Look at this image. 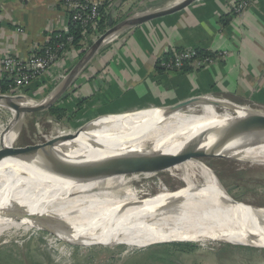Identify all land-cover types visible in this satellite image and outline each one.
I'll return each instance as SVG.
<instances>
[{"label":"bare ground","instance_id":"1","mask_svg":"<svg viewBox=\"0 0 264 264\" xmlns=\"http://www.w3.org/2000/svg\"><path fill=\"white\" fill-rule=\"evenodd\" d=\"M21 100L39 105L24 97L0 98V105L18 107ZM260 121L264 112L201 96L175 110L147 108L95 120L42 162L22 163L10 150L0 161V236L74 223L130 248L202 241L264 249V208L235 201L202 158L89 165L146 150L174 154L227 137L249 145L260 137L254 127ZM224 152L264 163V138L252 146L226 143L204 156ZM161 173L174 188L163 179L134 187Z\"/></svg>","mask_w":264,"mask_h":264},{"label":"crops","instance_id":"2","mask_svg":"<svg viewBox=\"0 0 264 264\" xmlns=\"http://www.w3.org/2000/svg\"><path fill=\"white\" fill-rule=\"evenodd\" d=\"M182 1L122 0L109 12L116 25L131 14ZM238 1L195 0L179 11L123 29L72 79L55 105L97 117L210 96L264 112V0H249L236 15L233 5ZM68 26L64 0H0V66L6 56L26 60ZM185 50L201 51L213 61L198 68L187 63L186 70L156 67L165 54ZM79 59L76 51L64 53L31 84L56 87Z\"/></svg>","mask_w":264,"mask_h":264},{"label":"rangeland","instance_id":"3","mask_svg":"<svg viewBox=\"0 0 264 264\" xmlns=\"http://www.w3.org/2000/svg\"><path fill=\"white\" fill-rule=\"evenodd\" d=\"M90 43V40L84 42V53L91 46ZM53 88L52 85L45 87L43 84H30L15 94L8 95L21 96L39 104L49 96ZM214 100L238 109L249 107L224 99ZM33 105L36 104L23 100L18 102V107L22 108ZM47 111L25 113L14 127L13 113L7 107L0 106V154L11 143L15 150L33 145L46 146L53 140L70 136L95 118L68 111L67 116L59 121L48 115ZM14 131L17 133L16 137ZM202 159L235 201L250 207L264 208V163L229 152L206 155ZM160 179L168 187H175L173 179L164 173L147 180L142 177L134 187L140 189L144 185L155 184ZM47 228L52 232L33 228L26 232L20 230L0 236V264H264V249L202 241L183 242L182 245L187 248L182 251L166 248L173 255L172 258L166 263L152 262L149 257L158 252L157 248L169 243L142 244L130 248L74 223H59Z\"/></svg>","mask_w":264,"mask_h":264},{"label":"water","instance_id":"4","mask_svg":"<svg viewBox=\"0 0 264 264\" xmlns=\"http://www.w3.org/2000/svg\"><path fill=\"white\" fill-rule=\"evenodd\" d=\"M193 1L195 0H184L175 6L162 9L159 11H153V12L141 15L140 17H127L123 19L122 21H120L119 23H117L116 25L112 24V20H109L108 29L94 43L91 44V46L86 50L83 56L79 59L75 67L67 74L65 79L62 80L56 87H54L51 93L49 94V96L46 97L42 102H40L39 105L30 107V108L7 106L8 109L10 110L13 109L17 113V116L16 118L14 117L13 121H15L16 123L19 122L20 117L25 113H35L41 110H48L49 108L54 106L55 103L60 98V96L63 94L64 90L71 83L72 79H74L76 75L80 73V71L84 68V66L100 51V49L104 46V44H106V42H108V40L112 38L113 35L114 36L117 35L121 31H123V29L125 28L132 27L136 24H140L148 20L163 17L165 15L179 11L182 8L186 7L187 5L191 4ZM13 97L19 98L21 96L0 95V98H13ZM203 97L214 99V97H210V96H203ZM196 98L197 97H192L191 99H188L181 103H177L169 107H171L174 110L178 108H182L183 105L190 103ZM44 101H46V103H43ZM3 107H6V106H3ZM109 115H112V114L97 116L94 119H91L90 121L82 125L81 127H79L73 135L53 140L50 143H48L46 146L40 147V146L33 145V146H29L22 150H15L12 146H9L4 153L0 154V161L6 158L5 157L6 153H8L10 150H13L15 154L12 157H14L16 160L22 163L34 164L35 162L37 163L42 162L51 157L52 153L55 151V148H57L59 144L76 139L83 132L84 128L91 126V124H93L95 120L99 121L101 119H105V117ZM254 127L257 128L256 134L260 136L259 139L262 140L264 138V121L255 123ZM259 139L254 141V143H250L249 145H246V144L236 143L234 137H227L223 139H218L217 141H214L213 143L205 145L203 147L197 146L189 150H186L185 147H183L174 154L165 153V152H153L150 150H146L145 152L121 154V155H117L113 157H108L106 159H103L100 165H97V163H90L89 165L105 167L113 163L125 162V161L148 160L151 162H169V161L181 160V159H187V158L198 159V158H202L207 152L220 150L226 143H231L237 147L252 146V145L258 144V141H260ZM42 229L46 232H50V231L52 232V230H50L47 227H44ZM173 243H183V242H172L169 244H173Z\"/></svg>","mask_w":264,"mask_h":264},{"label":"built area","instance_id":"5","mask_svg":"<svg viewBox=\"0 0 264 264\" xmlns=\"http://www.w3.org/2000/svg\"><path fill=\"white\" fill-rule=\"evenodd\" d=\"M121 1L122 0H64V7L69 13V21L81 28L84 39L82 42L84 50V42L90 40L91 45L108 29L106 28L103 33H98L97 31L102 13L113 10ZM248 5L249 0H239L233 5V12L236 15L240 14ZM147 13H149V11L131 14L128 17H140ZM89 31H93V33L90 34ZM18 32H20L19 29ZM56 32L67 36L69 33V26L63 31ZM118 34L114 38H110L104 46L116 39ZM58 37L60 38L61 35H58ZM51 39L52 35L48 38L44 46L36 49L26 60L16 59L11 56L3 58L0 66V79L5 77L13 83L14 89L10 94H15L19 89L30 85L33 80L41 77L46 71L58 63L64 53L75 51L72 45V36H67L64 42H57L52 46H48ZM39 51L41 54L37 53ZM212 61L213 58L211 55H199L197 51L185 50L172 53L170 58L161 61L159 65L166 71H174L181 69L182 65L185 63H194L195 67L198 68L208 65ZM66 76L67 73L62 74L60 80H64Z\"/></svg>","mask_w":264,"mask_h":264},{"label":"trees","instance_id":"6","mask_svg":"<svg viewBox=\"0 0 264 264\" xmlns=\"http://www.w3.org/2000/svg\"><path fill=\"white\" fill-rule=\"evenodd\" d=\"M109 20H112V24H115V21H113V19L111 18V13L109 11L103 12L102 18L99 21L98 27H97L98 33H103L106 30V28H108ZM89 33L91 34L93 33V31H89ZM58 35H61V37L59 38ZM67 36L73 37L72 45L75 51L78 52L79 57H81L82 54L84 53V48L82 45V42L84 39H83L81 28L78 25L73 24L71 21H69V33ZM67 36L59 32L53 33L52 39L51 41H49L48 46H52L53 44L57 42H64ZM37 53L41 54L40 51ZM197 53L199 55H206V54H202L201 51H197ZM170 57H171V54H165L163 57H161V59L158 60L156 67L160 69L161 68L159 65L160 62L163 60H167ZM188 68L189 66L187 65V63H185L182 65L181 70H186ZM13 89H14V85L12 82L7 80L5 77L3 79H0V94L1 95H8ZM47 112H48V115H50L51 117H54L56 120H59V121L64 119L68 114L67 109L58 107L56 105L49 108ZM166 248H174V249H178L179 251H182L185 248H187V246H183L182 243H173V244L163 245L157 248L158 252H155L152 256L149 257V259L152 260V262H159V263L168 262L172 258L173 255L169 253L168 251L169 249H166ZM21 264L23 263L21 262Z\"/></svg>","mask_w":264,"mask_h":264}]
</instances>
